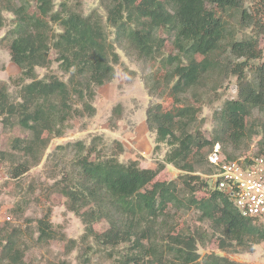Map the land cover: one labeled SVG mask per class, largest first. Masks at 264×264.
<instances>
[{"label": "trees", "instance_id": "trees-1", "mask_svg": "<svg viewBox=\"0 0 264 264\" xmlns=\"http://www.w3.org/2000/svg\"><path fill=\"white\" fill-rule=\"evenodd\" d=\"M5 1L14 15L7 38L11 37V60L20 68L13 81L21 87V101H12L3 83L0 115L5 125L19 124L32 133L30 139L16 137L13 148L35 159H39V151L46 148L51 137L64 134L68 119L95 114L96 88L114 79L115 66L120 63L116 45L134 50L139 57L162 63L165 58L166 66H171L163 76L167 81L165 89L175 97L173 106L163 110L152 104L147 109L148 127L155 132L157 146H169L156 168L143 167L134 159L121 161L119 154L124 145L114 141L113 152L108 153L100 135L89 145L79 140L71 146L76 153L73 170L60 190L72 211L85 209L81 213L85 224L83 241L93 239L110 248L109 255L120 244L130 243L117 264H147L149 260L163 264L165 253L156 246L151 222L178 202L181 187L174 180L149 186L167 165L187 172L182 183L188 189L190 204L219 228L221 238L247 251L264 241V220L244 216L226 192L212 187L204 199L195 198L198 190L211 184L209 176L216 171L208 160L214 146L219 143L229 160L241 157L238 152L250 136L247 117L255 109L264 111V62L252 63L264 54V16L258 8L256 13L249 11L247 0H106L107 22L115 29L112 41L100 14L85 15L71 0H59V7L57 0ZM32 3L37 12H29ZM237 14L241 24L250 20L253 25L249 37H233L228 16ZM3 25L0 13V28ZM159 30L173 35L175 55H162L165 38L159 36ZM52 49L57 53L54 61L68 75L66 80L56 74L38 76L37 67L51 65ZM199 55L203 57L198 60ZM216 74L219 80L235 75L238 94L217 111L212 136L208 137L198 121L201 107L181 97L206 87ZM119 109L117 105L114 111ZM113 120L112 117L110 125L116 128ZM45 132L48 136H43ZM69 145L59 148L66 150ZM257 156H264V134L259 154L253 157ZM29 167L16 166L12 175L17 177ZM104 219L110 227L103 232L95 230L94 224ZM38 231L41 240L55 238L48 214L39 219ZM19 233L17 227L0 228V264H31L25 261ZM175 241L177 246L169 249L182 264H247L214 252L200 260L194 236H179Z\"/></svg>", "mask_w": 264, "mask_h": 264}, {"label": "rangeland", "instance_id": "rangeland-1", "mask_svg": "<svg viewBox=\"0 0 264 264\" xmlns=\"http://www.w3.org/2000/svg\"><path fill=\"white\" fill-rule=\"evenodd\" d=\"M59 7V0H57ZM72 5L78 6L85 15L93 12L100 17L107 28L110 40L115 38V29L107 22L106 0H71ZM246 8L256 13L258 8L264 16V0H247ZM30 13L37 12L35 3L31 4ZM0 13L4 17V25L0 28V86L7 84L12 101H21L20 88L14 84L13 78L17 77L20 68L11 60L10 42L7 38L9 30L13 27V13L8 9L7 1L0 2ZM230 30L234 38L249 37L253 25L250 20L241 24L240 14L229 17ZM55 29L59 25L54 24ZM159 36L165 38L162 55L167 57L177 53L173 35L164 30H159ZM261 46L264 48V36ZM120 53V63L116 67L114 79L100 87L93 104L96 112L93 115L85 113L68 119L64 125V134L51 137L48 145L39 151L38 158L31 154L13 148L16 137L30 139L33 135L20 127L5 125L3 116L0 115V212L11 217L5 225L17 227L20 242L25 247V261L31 264H117L120 255L129 249L130 243L120 244L108 252L110 248L95 242L93 239L83 241L85 224L80 212L72 211L61 193L60 187L65 183V177L73 170L75 151L71 146L79 140L89 145L93 138L102 136L108 153L113 152L114 141L124 145V151L119 154L121 161L138 160L143 167L156 168L162 162L169 146H157L155 132L150 130L147 123V109L155 105L167 110L173 106L175 97L170 96L165 89L167 82L164 74L171 66H166L158 59L139 57L134 50L122 45H116ZM57 53L50 51L52 63L49 67H37L39 77L56 74L62 79H67L54 61ZM203 56L199 55L197 59ZM264 62V54L252 63ZM158 78V81L155 79ZM219 75H213L207 81L206 87H199L182 96L184 101L194 103L198 110L199 123L208 137L212 136L216 124V113L227 99L237 97V77L228 75L219 80ZM151 88V90H150ZM120 105L118 112L115 107ZM81 107V105H78ZM117 123L113 128L111 118ZM249 137L244 148L238 153L241 157H252L259 154V142L264 134V111L255 109L247 117ZM43 136H48L45 132ZM98 142V141H97ZM66 150L60 149L67 146ZM103 143V142H102ZM103 143V144H104ZM230 150V148H229ZM30 167L17 177L12 175L16 166ZM201 174V172H198ZM187 172L177 169L173 165L166 168L157 176L153 184L177 181L181 187L178 202L169 205L164 214L159 216L154 225V239L156 246L164 251L163 264H182L176 254L170 251V246H177L179 236H194L198 242V251L201 258L208 253H216L247 264H264V241L255 245L253 251L244 250L236 242L221 238L219 228L212 221L201 217V212L190 204L189 194L182 178ZM203 176H206L202 174ZM211 184L195 194L197 201L204 199L211 192ZM49 215L53 223L55 238L49 240L39 239V219ZM95 230L103 232L110 227L107 219L96 222ZM177 237V238H176ZM149 245L150 243L147 242ZM169 249V250H168ZM147 264H157L156 260Z\"/></svg>", "mask_w": 264, "mask_h": 264}, {"label": "built area", "instance_id": "built-area-1", "mask_svg": "<svg viewBox=\"0 0 264 264\" xmlns=\"http://www.w3.org/2000/svg\"><path fill=\"white\" fill-rule=\"evenodd\" d=\"M208 160L216 168L211 187L226 192L244 216L264 220V156L229 160L218 143ZM10 219L0 212V228Z\"/></svg>", "mask_w": 264, "mask_h": 264}]
</instances>
